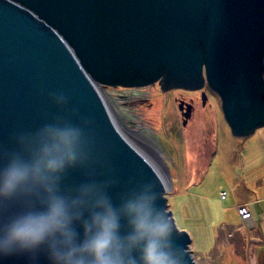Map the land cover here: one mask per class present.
Instances as JSON below:
<instances>
[{
    "label": "water",
    "instance_id": "obj_1",
    "mask_svg": "<svg viewBox=\"0 0 264 264\" xmlns=\"http://www.w3.org/2000/svg\"><path fill=\"white\" fill-rule=\"evenodd\" d=\"M156 82L162 91L207 84L232 136L251 137L264 127V0H0V164L21 134L58 119L81 125L89 166L70 169L62 192L115 180L109 195L118 204L151 180L186 264H198L189 232L167 209V181L122 133L98 88ZM58 95L67 102L57 104ZM22 210L8 206L0 224ZM0 264L32 262L19 255ZM35 264H49L47 256Z\"/></svg>",
    "mask_w": 264,
    "mask_h": 264
},
{
    "label": "rangeland",
    "instance_id": "obj_2",
    "mask_svg": "<svg viewBox=\"0 0 264 264\" xmlns=\"http://www.w3.org/2000/svg\"><path fill=\"white\" fill-rule=\"evenodd\" d=\"M98 88L122 133L167 181V209L189 232L195 261L264 264V223L248 232L251 217L242 220L238 211L247 204L259 220L264 216V127L246 139L233 137L220 97L207 84Z\"/></svg>",
    "mask_w": 264,
    "mask_h": 264
},
{
    "label": "clouds",
    "instance_id": "obj_3",
    "mask_svg": "<svg viewBox=\"0 0 264 264\" xmlns=\"http://www.w3.org/2000/svg\"><path fill=\"white\" fill-rule=\"evenodd\" d=\"M55 100L67 102L63 95ZM16 143L0 164V212L14 203L23 210L0 224V257L26 255L32 264L41 253L49 264H186L151 180L123 192L118 204L109 195L115 180L89 179L62 192L70 169L89 166L84 127L58 119Z\"/></svg>",
    "mask_w": 264,
    "mask_h": 264
},
{
    "label": "crops",
    "instance_id": "obj_4",
    "mask_svg": "<svg viewBox=\"0 0 264 264\" xmlns=\"http://www.w3.org/2000/svg\"><path fill=\"white\" fill-rule=\"evenodd\" d=\"M261 170H264V164H263V168L261 169ZM264 173V172H263ZM225 195H226V193H225ZM224 198H225V196H224ZM224 198H222V199H224ZM241 203H243V202H240L239 204H241ZM238 204V205H239ZM245 206L250 210V208H249V206L247 205V204H245ZM250 212H251V210H250ZM258 216H260L259 215V213H257V215H254L252 212H251V220H250V222H248V227H249V229H250V231H248V232H253L255 229H256V227L258 226V224H260V223H264V216L261 218V220H259L258 219ZM243 226V224H241V227ZM221 229H224V230H226V229H228V226L226 225V226H222V228ZM229 230V229H228ZM255 237H258V233L257 232H255ZM250 239H253L252 237H249ZM254 240V239H253ZM259 241H255L254 240V243H258ZM219 246H220V244H219ZM218 246V250H219V252H221L222 251V249L220 248ZM193 248H194V246H193ZM212 248H213V246H211V248H210V250H209V252L212 250ZM209 252H207V254H209ZM219 252H218V254H219ZM206 254V255H207ZM214 264H218V263H214Z\"/></svg>",
    "mask_w": 264,
    "mask_h": 264
},
{
    "label": "built area",
    "instance_id": "obj_5",
    "mask_svg": "<svg viewBox=\"0 0 264 264\" xmlns=\"http://www.w3.org/2000/svg\"><path fill=\"white\" fill-rule=\"evenodd\" d=\"M221 195H222V198H224L225 192H223ZM238 211L240 213V216H241V219L242 220H248V219H250L251 212H250V210L246 206L239 207Z\"/></svg>",
    "mask_w": 264,
    "mask_h": 264
},
{
    "label": "bare ground",
    "instance_id": "obj_6",
    "mask_svg": "<svg viewBox=\"0 0 264 264\" xmlns=\"http://www.w3.org/2000/svg\"><path fill=\"white\" fill-rule=\"evenodd\" d=\"M160 105V104H159ZM250 230V229H249Z\"/></svg>",
    "mask_w": 264,
    "mask_h": 264
}]
</instances>
